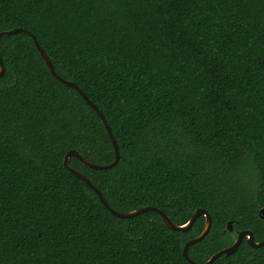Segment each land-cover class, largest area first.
<instances>
[{"label":"trees","instance_id":"trees-1","mask_svg":"<svg viewBox=\"0 0 264 264\" xmlns=\"http://www.w3.org/2000/svg\"><path fill=\"white\" fill-rule=\"evenodd\" d=\"M32 32L62 78L102 111L120 149L95 170L120 212L213 220L206 262L252 230L264 240V0H0V32ZM0 264H189L199 236L148 212L118 218L64 166L115 158L97 112L50 72L32 37L0 40ZM213 264H264L246 240Z\"/></svg>","mask_w":264,"mask_h":264},{"label":"water","instance_id":"water-1","mask_svg":"<svg viewBox=\"0 0 264 264\" xmlns=\"http://www.w3.org/2000/svg\"><path fill=\"white\" fill-rule=\"evenodd\" d=\"M18 33H26L32 37L36 48L38 49L41 56L45 60L50 72L52 73V75L55 78H57L64 85L69 86V87L77 90L78 93L82 96V98L87 102V104L90 105L97 112V114L100 116L101 120L103 121V124L105 125V127L108 131V134H109V136L112 140V143H113V148H114V152H115V158H114L113 162L110 164H96V163L86 159L84 156H82L79 151L72 149V150H69L65 155L64 166L66 168H68L78 179H80L84 183H86V185L89 186L96 193L100 202L104 205V207L107 210H109L114 216H116L118 218H133V217H136V216L148 213V212H154L161 217L163 223L170 230L178 231V232H187V231L191 230L193 228L195 222L197 221V219L201 216H204L205 217V225H204V229H203L202 233L199 236L189 240L184 246L183 256L189 262V264H213L214 261L216 259H218L220 256H222V255L230 256V255L234 254L235 252H237V250L239 249L240 245L242 244V242L244 240H246L247 244L253 249H258V248H261L262 246H264V240L259 241V242L256 241L254 232L252 230H235L234 229L235 221L231 220L227 224L226 231L236 233L237 237H236L234 243L231 246L226 247V248L218 251L216 254L211 256L206 262H204V263L196 262L190 258L189 248L191 246H193L194 244H197V243L203 241L207 237V235L210 233L211 228H212V224H213L212 217L206 209L198 208L187 223H185L183 225H177L171 220V218L164 211H162L159 208L153 207V206H146V207L136 209V210H133L130 212H120V211L114 209L113 207H111V205L108 203V201L104 197L103 193L92 183V181L84 173L73 168L71 166V163H70L71 158H76L79 161H81L85 166H88V167L95 169V170L111 169L118 164V162L120 160L119 145L117 143L116 138L114 137V134L112 132L110 125L108 124L106 117L104 116L102 111L96 106V104L94 102H92V100L89 99V97L86 95V93L75 82L66 80L57 74L50 57L48 56V54L46 53L44 48H42V46L38 43L36 36L32 32H30L29 30L23 29V28H15L13 30L2 31V32H0V40L3 37L11 36V35L18 34ZM5 74H6V67H5L1 52H0V79L2 77H4ZM260 216L262 219H264V207H262L260 210Z\"/></svg>","mask_w":264,"mask_h":264}]
</instances>
